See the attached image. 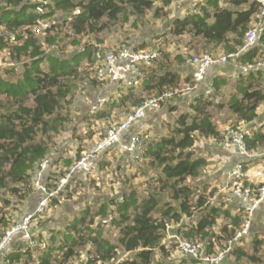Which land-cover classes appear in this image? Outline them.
<instances>
[{
	"label": "trees",
	"instance_id": "16d2710c",
	"mask_svg": "<svg viewBox=\"0 0 264 264\" xmlns=\"http://www.w3.org/2000/svg\"><path fill=\"white\" fill-rule=\"evenodd\" d=\"M127 3L131 5L133 14L151 7L149 0H44L40 4L45 7L46 12H37L38 3H30L27 0H0V48L5 47L6 41L14 43L10 55L14 60L21 61L22 65L15 81L0 77V93L7 97V104L0 102V190L9 193L10 197H15V204L26 205V201L34 192L36 171L49 154L53 137L50 133L52 135L58 133L65 119L58 114L60 103L72 98L75 82L86 73L81 60L84 57L89 60L94 53L93 43H86L81 50L66 57L53 52L44 53L42 42L33 36L36 35L32 32L35 20L48 17L47 21L50 22L56 19L55 23L45 31L50 32L61 24L66 25L73 36L77 37L86 34L88 30H93L103 17L115 19L119 13L124 12L123 6ZM195 8L194 11H189L181 17H175L168 26L169 32L173 36L187 34L191 37L190 40H199L209 51L211 48H216L217 53L224 52L225 55L237 53L244 44V35L250 28L251 22L263 20L264 27V18L258 16L260 4L255 0H206ZM76 9L80 12L73 14L71 20H67L66 16ZM57 13L60 16H57ZM104 27L105 25H102L99 29ZM11 35L14 36V40L10 39ZM45 41L51 44L54 39L46 38ZM53 47L52 45L51 49L54 50ZM143 47L145 44L141 43L130 49L139 50ZM152 49L158 51V56L153 62V64L157 62V65L152 64L145 70L142 67L143 75L140 83L125 87L123 95L117 100L109 99L107 103L105 101L106 107L102 106L97 115L107 117L110 114L109 107L119 106H126L124 112L127 113L130 106H134L130 110L132 111L145 99L158 96L163 91L180 89L184 84L194 86L188 91H175L172 97L161 101L162 107L175 96L196 91L189 103V111L179 112L168 126L166 133L146 138L138 148L139 157L132 159H142L143 166L139 168L140 172L152 171L149 181L154 191L148 192L139 200L133 191L124 192L117 198L110 199L109 204L101 203L94 211V216L107 217L109 207H114L112 209L115 215L111 223L117 230L116 242L104 237V230L100 224H95L94 228L89 227L94 221L93 218L85 220L86 215L91 212L84 209L80 211V217L73 218L60 234L51 230L48 240H41L40 234L35 242L33 240L23 242L20 238H15L14 244L0 250V264L4 261L7 264H16V262L65 264L75 257L77 247L84 244H91L94 247L95 257L90 258V262L111 260L113 264H155V254L158 252L161 253L162 258L170 255L166 250V243H172L170 248L177 247L180 250V240H186L207 253H216L212 240L215 234L212 231L220 216L224 220L218 230L223 232L224 236H217V240H222L223 237L225 242L232 241L233 245L238 238L236 234L241 230L243 222V202L240 210L234 214H230L226 208L223 209L222 204H210V194H205L204 186L198 181L207 165V159L203 155L196 154L193 146L197 135L205 139L221 138L222 130L214 121L210 108L217 110L226 108L229 112L227 118L229 126L224 130V134L222 133L221 145L223 146L227 129L233 128L244 132L245 147L249 152H264V122L258 125L256 121L258 115L260 116L258 109L263 107L264 111V69L253 67L248 71L237 69V75L232 81V90L226 99L217 102L214 96L222 92V87L229 84V80L223 74L208 76V70L210 67L226 64L225 61L209 66L202 80L196 84L192 75L186 74L187 76L183 78L181 73L167 64L171 57H175L178 64L183 65L186 61L183 59V54L176 50L170 52L163 48ZM258 59H264V36L256 46L240 52L235 57L234 63L241 64L240 68L244 65L254 66ZM90 81L96 84L95 80L90 79ZM201 86H204L202 93L198 92ZM158 109L149 108L142 117L148 110ZM241 121L246 123L244 127L239 125ZM137 136L140 140L143 137L138 134ZM234 150L240 154L237 148ZM81 151V147H77L75 157L63 156L59 170L53 169L50 172L45 170L43 184L48 188L54 187L59 178L65 175L75 159L80 156ZM103 153L98 156L96 162ZM240 156L239 161L243 162L245 170L248 165L256 162L251 159L252 157L245 158L242 154ZM79 173L69 178L59 194L50 199L44 212L37 217L42 216L46 209L57 206L60 203L59 197L63 193L68 192L66 198L72 195V191H68L69 183ZM244 184L256 189L260 182L255 184L248 182L246 177ZM164 195L167 196V201H162ZM0 201L4 204L11 203L7 198H1ZM185 217L193 220H190V223L184 222ZM0 222L4 231L8 222L5 220ZM14 223L15 220L12 225ZM173 224H175L173 241L163 242L168 226ZM249 231L250 227L247 233H250ZM81 232L87 237L84 238ZM56 233L60 237L55 238ZM230 238L233 240L228 241ZM251 238L250 250H258L264 238H259L257 234ZM202 240L206 241V246L200 243ZM238 243L231 245L226 254L237 260L246 257L256 261V256L249 255ZM119 251L128 255L119 257ZM165 264H201V262L183 253V258L177 263L169 260Z\"/></svg>",
	"mask_w": 264,
	"mask_h": 264
},
{
	"label": "rangeland",
	"instance_id": "374dc122",
	"mask_svg": "<svg viewBox=\"0 0 264 264\" xmlns=\"http://www.w3.org/2000/svg\"><path fill=\"white\" fill-rule=\"evenodd\" d=\"M27 1L34 4L38 3V6H36L37 12H46L45 7L41 5L44 0ZM149 1L151 2V7L144 9L137 14H133L131 12L132 7L129 5V3H127V5L123 6L124 12L119 13L115 19H107L103 17L100 23L96 24L93 30H88L86 34H82L77 37L73 36L66 25L61 24L56 26V28L50 32L45 31L47 29L46 28L40 33H33L36 34L33 36L42 42L44 53L53 52L63 57H66L75 51L81 50L86 43H93L94 45V53L91 57L92 59L90 58L91 61L90 59H85V57L82 59L83 61L81 60V62H83L82 64L84 69L86 68V73H83V77H85H82L83 79L80 78L79 81L75 82L76 85L72 88V98L67 100L65 99L60 103L58 114L65 117V119L60 125L58 133L53 135L50 133V136H53L51 138L49 149V157L51 162L59 152L68 153L74 156L77 152V147H81L82 151L88 149L98 139L104 136L107 128L121 123L127 113L131 112L130 110L134 107L130 106L127 110V113L124 112L126 106H119L117 108L112 107L110 108V115L101 118L95 117L96 113L92 112L90 109V105L95 99L103 97L107 103L109 102V99L112 101L111 96L115 98L114 100H117L118 97H121L120 95H123L125 90V86L115 83L110 84L109 88H107L106 85L109 83L108 79L99 81L95 78L94 67L97 63L102 64L104 54L107 51L116 50L118 48L137 47L141 43H144L145 47H143V49H152L157 47L168 49L170 52H174L176 50L178 53L183 54L184 60L190 56L201 55L204 53H208L213 57L215 56L218 58L225 55L224 52L217 53L218 51H216V48H211V51L207 50V47L203 46L199 40L192 41L190 40L191 37L187 34L173 36L169 32L168 26L175 17H181L189 11H194V9H196V5L205 3L206 0H168L167 3L166 0ZM55 16L53 18H55ZM57 16H60L59 13H57ZM47 18L40 19L47 20ZM102 25H105V27L99 29V27ZM46 38L54 39V42L48 44V42L45 41ZM189 40L190 42H193L194 45L188 42ZM52 45L54 46V50L51 49ZM13 46L14 43L6 41L5 47L0 48V77H3L4 80L9 81H15V79H17V74L21 71L22 66L21 61L14 60L10 55V49H12ZM173 54L176 55L177 53ZM167 64L170 65L173 70L181 73L183 78L187 76L186 68H183L182 63L179 65L175 57H171ZM153 65H157V62H155ZM235 66L238 65L235 64ZM44 68H46L45 65ZM225 77L227 80H229V84L223 86L222 92L217 96H214V100L217 102L222 99H226L229 92L232 90V81L234 80L235 76ZM90 79L95 80L96 84L92 83ZM203 85L207 86L206 83H203ZM184 86L185 84L182 85L180 89H175V91H183L185 88ZM6 98L7 97H5L4 94L0 93V102L7 104ZM188 107L189 106L186 104L185 107L182 108L184 109L182 111H189ZM174 109H176V106ZM119 111L122 113L120 114ZM210 111L213 115L214 121L217 123V126H219V129L222 130V138L225 132L224 130L229 126L227 124L229 112L226 108L220 110L210 108ZM263 112L264 111L262 108L258 109V114H260V116L258 115V118L256 119L258 125L264 122L262 119L264 116ZM175 115L176 112H171L164 114L163 116L164 119L166 118L167 122H169V120H175L177 116ZM161 121H163V119ZM243 124L246 125L244 122ZM239 125L241 126L242 124ZM86 136L91 137L90 139H87L88 137ZM221 138L217 140L214 139L213 145H218L213 148L206 143L205 138L197 135L195 139L196 142L193 146L196 154L205 155L208 159H212V161L208 160L207 166L204 167L203 172L198 180L200 184L204 186L205 194H210V204H225L226 202H232L231 197L228 195L232 189L231 184L226 183L225 180L222 181L223 178L220 180L219 178L211 179L213 176L211 172V170H213L212 166L213 164H216L213 162V159L216 158L215 154H217H213L211 151L215 150L216 152L217 150L222 149ZM69 140L71 142H69ZM118 153L114 147L103 153L100 156L98 162L94 163L93 169L90 173L81 174V178H84L86 183L80 185L79 181L75 183L77 177L73 178L71 182L69 181L70 184L68 191H72V195L68 196L69 198H66L68 192L63 193V195L59 197L60 203L57 206L46 209L42 216L32 219L30 226V234L32 237L31 242L32 240L34 242L37 241L36 238L39 234L42 238L41 240H48L51 230L60 234V232H63L66 229L67 224L72 222L73 218H78L80 211L84 209H88L91 212L86 215L85 220H90L93 218L94 221V223L89 227L94 228L95 224H100L104 230V237L112 242H116L117 230L115 225L111 223V219L115 215L113 213L114 209H112L114 207H109L107 217H103L101 215L94 216V211L101 203L108 202L109 204L110 199L117 198L124 192H129L130 190L133 191L139 200L148 192L154 191L149 181L152 171L149 170V172L146 173L139 171V168L143 166L142 159L139 158L137 160H132L133 158L130 159L129 157L127 159L125 157L123 158L121 152ZM254 166L255 162L250 164L249 167ZM248 169L249 168L246 167V170ZM126 178H129V180L127 181ZM34 188L36 187L34 186ZM86 189H88L90 192L88 195L83 194L84 190ZM9 195V193H4V190H0V200L1 198H7L9 202L13 203L4 204L2 201H0V220H5L8 222V225L4 231H2L3 224L0 222V243L4 237V232L12 225L13 221L18 220V218L27 212L25 203L20 205L15 204L16 198L10 197ZM162 201H167L166 195L162 196ZM230 210V214L236 212L234 209ZM239 210L240 207L237 211ZM57 211L59 213L58 217L54 219V214ZM245 218H247L246 213L243 211V222ZM183 219L184 222L189 223L190 220H193L192 218L186 217ZM223 220V217L220 216L217 219L216 225L213 227L212 232L215 234L214 238H212L214 241V252L220 251L221 249L232 245V241L229 240H233V238L228 239V243L223 240V237H221L222 240H217V236H224L223 232L218 230V227L223 222ZM174 229L175 224L168 226V232L166 231L167 235L163 242H168V240L173 241L172 233ZM58 233H56L57 236L55 234V238L60 237ZM80 234H82L84 238L87 237L84 232H81ZM261 234L262 236L260 238L264 237V233ZM197 240L200 241L199 239ZM238 242L242 244L244 249H249V255L251 254L254 257L256 256L255 258L257 259L256 261H252L244 257L237 260L232 256H228L227 264H260L264 261V241L258 250H250L252 239L245 241V237L242 236L238 237L234 241L235 245ZM200 243L203 246H206L205 240H202ZM11 244L14 243L11 242L9 245ZM170 244L172 243L165 244L167 246L166 250H168L170 255L168 257L162 258L161 253L158 252L155 254V264H162L161 262L165 264L169 260L177 263L183 258V253L177 247L170 248ZM76 250L78 251L75 257L68 260L65 264H113V261L111 260H98L96 262H90V258L95 257L94 247L91 244L80 245ZM123 255L126 256L128 253L123 254L121 251L118 252L119 257H122ZM3 264H7V262L4 261ZM16 264L24 263L16 262Z\"/></svg>",
	"mask_w": 264,
	"mask_h": 264
},
{
	"label": "built area",
	"instance_id": "2783aa9c",
	"mask_svg": "<svg viewBox=\"0 0 264 264\" xmlns=\"http://www.w3.org/2000/svg\"><path fill=\"white\" fill-rule=\"evenodd\" d=\"M255 1L260 4L258 16L260 18H264V0ZM79 12L80 10L76 9L72 14L67 15L66 19L71 20L72 15L78 14ZM55 21L56 19L49 22L47 20L37 18L32 26V32L36 34L40 33L51 24H54ZM244 36V44L237 53H229L221 56L220 58H215L208 53L188 57L185 63L193 66L191 75L195 83L197 84L202 80L206 70L212 64L235 59L240 52L256 46L264 36L263 20L255 21L254 25L245 32ZM10 39L14 40V36L11 35ZM157 56L158 51L156 49L142 48L139 50H132L130 48H118L116 50H109L104 54L102 64L97 63L95 65V78L99 81L105 79L115 80L122 82L126 86L138 85L142 80V67L145 70L146 67L151 66ZM252 67L264 69V59H258L254 66L244 65L241 67V70L248 71ZM184 87L183 91H188L194 86L185 84ZM174 94L175 90H166L158 96H152L151 99L127 113L121 123L107 128L104 136L98 139L91 147L83 150L80 156L76 158L73 164L68 168L65 175L59 178L55 186L52 188H48L42 183L43 175L49 165V160L45 158L37 169L34 179V186L42 192V197L36 207L18 218L9 230L6 231L2 242L0 243V250L13 242L15 238H20L23 242L31 241L30 224L32 219L44 212L45 207L50 202V199L59 194L68 182L69 178L79 172L83 174L90 173L98 156L119 142L121 137L131 127V125L142 117L145 110L149 108H160L161 101L172 97ZM102 102H104V99H101L99 103ZM140 145L141 142L138 136L132 135L129 138L128 144L125 145V150L132 158H138V148ZM223 146L226 149L237 148L240 154H242L245 158L252 157V152H249L245 147L244 132L241 130L239 131L233 128L227 129ZM254 174L255 176L261 178L259 181L260 184L256 189H251L249 185L244 184V179L247 177V171L245 170L242 161L236 162L233 168H231L227 173V183L231 184L233 195L242 200L244 211L247 214V218L245 219L241 230L237 232L236 237H240L247 233L253 217V211L264 199V167L257 168L254 171ZM179 248L181 252L199 259L201 264H222L226 253L229 251V247H226L216 253H207L186 240L179 241Z\"/></svg>",
	"mask_w": 264,
	"mask_h": 264
},
{
	"label": "crops",
	"instance_id": "0c3cea01",
	"mask_svg": "<svg viewBox=\"0 0 264 264\" xmlns=\"http://www.w3.org/2000/svg\"><path fill=\"white\" fill-rule=\"evenodd\" d=\"M255 21L251 22V26L252 27L254 25ZM234 59L232 60H228L224 63V65H218V66H213L210 67L208 70V76H213L216 73L217 74H223L226 76H235L236 77V70H240V66L241 64H239L238 66H235L234 63ZM183 68H186L187 74L191 75V71L193 69V66L184 63L183 64ZM235 72V73H234ZM207 78V77H206ZM121 84L125 87H127L126 85H124L122 82H118L115 80H109V83L107 86V88H109L110 84ZM204 86H201V89L198 90V92L203 91ZM126 89V88H125ZM195 92L189 93V94H183L180 95L178 97H174L168 104L164 105L163 107L159 108L158 110H148L145 115L138 121L134 122L131 127L124 133V135L121 137V139L119 140V142H117L114 146L116 152H121V154L123 155V158H130V156L128 155V153L125 150V145L128 144L129 142V138L132 135H141L143 136L142 139L140 140L141 144L142 142L145 141L146 138H150L153 136H156L160 133H166L168 126L173 122V120H169V122H167V119H164V114L167 113H171V112H176V115L181 112L183 107H185V105L187 104L189 106V103L191 101V99H193V97L195 96ZM121 96V95H120ZM103 97H99L97 99H95L91 105H90V109L92 110V112H95L96 115L95 117H98L97 113L98 111H100V109L102 108V106H105L104 103L100 104V100ZM111 99L114 101V97L111 96ZM176 106V109H174V107ZM106 107V106H105ZM112 108V107H109ZM117 108V107H114ZM263 109V107H261ZM162 109V110H161ZM161 110V111H160ZM110 112V111H109ZM120 112V111H119ZM122 112H120L121 114ZM110 115V114H109ZM175 115V116H176ZM101 118V117H99ZM163 119V121H161ZM262 119L264 120V116L262 117ZM239 124H242L241 127H244L245 124H243V122L241 121ZM227 125V124H226ZM225 128V127H224ZM88 137L87 139H90L91 136H86ZM94 138V137H93ZM71 140V139H70ZM69 140V142H71ZM208 140V142H207ZM214 139L212 138H207L206 139V143L208 145H210L211 147L215 148L216 145H213ZM221 148L223 149H219L215 152L211 151L213 154L216 155V158L213 159V162H215L216 164H213V170H211L212 172V178L211 179H215V178H219L227 183V173L228 171L233 168L235 162L239 161L241 159L240 154L234 150V148L231 149H226L221 145ZM124 149V150H123ZM59 151V150H58ZM82 152V151H81ZM119 154V153H118ZM63 156H72L75 157L76 154L73 156L71 154L68 153H58L56 155V157L53 159V161L51 162V159L49 157V154L46 156V159L49 160V165L46 169V171L50 172L56 170V169H60L61 168V158ZM205 156V155H203ZM209 161H212V159H208L207 156H205ZM131 159V158H130ZM252 160H256L255 162V166L254 167H249L250 165H248V170H247V179L248 182H252V183H257L260 181L261 178L255 176L254 171L259 168V167H263L264 166V152L261 151H256V152H252ZM56 161H58V163H56ZM219 165H218V163ZM207 166V165H206ZM75 177V176H74ZM210 177V176H209ZM79 181V185L80 184H84L86 183V181L84 180V178H81V174L79 173L77 175V180H75V183ZM70 184V183H69ZM90 192L88 191V189L84 190L83 194L88 195ZM228 195L231 197L232 202H226L225 204H222V208H226L228 211L231 212L230 209H234V213H237L238 208L242 206V201L238 198L235 197L232 193V190L228 193ZM42 197V192L38 189L35 188L34 192L32 193V195L29 197V199L26 201V208H27V212L31 211L34 207L37 206L39 200ZM217 205H221V204H217ZM52 208V207H50ZM230 208V209H229ZM233 213V214H234ZM58 211L54 214V219H56L58 217ZM17 220H15L16 222ZM251 228H250V233H245L243 234V237H245V241L252 239L251 237L255 234H257V236L260 238L262 236L261 233H264V199L262 202H260L258 204V206L255 208V210L253 211V217L251 220ZM264 236V235H263ZM264 238V237H262ZM235 245V243H233ZM239 245L242 246V244L239 242ZM232 245V246H234ZM251 245V244H250ZM230 247V246H228ZM247 252H249V249H245ZM230 255L225 256V258L222 261V264H227V258ZM263 262H261L260 264H262Z\"/></svg>",
	"mask_w": 264,
	"mask_h": 264
},
{
	"label": "bare ground",
	"instance_id": "6f19581e",
	"mask_svg": "<svg viewBox=\"0 0 264 264\" xmlns=\"http://www.w3.org/2000/svg\"><path fill=\"white\" fill-rule=\"evenodd\" d=\"M149 99H151V98H149ZM149 99L145 100L144 102L148 101ZM144 102H143V103H144ZM143 103H142V104H143ZM140 105H141V104H140ZM140 105H139V106H140ZM42 183H43V182H42ZM37 189H38V188H37Z\"/></svg>",
	"mask_w": 264,
	"mask_h": 264
},
{
	"label": "clouds",
	"instance_id": "9594fccd",
	"mask_svg": "<svg viewBox=\"0 0 264 264\" xmlns=\"http://www.w3.org/2000/svg\"><path fill=\"white\" fill-rule=\"evenodd\" d=\"M128 87V86H127ZM103 99V98H102ZM106 100L104 99V102H105ZM104 102H102V103H104Z\"/></svg>",
	"mask_w": 264,
	"mask_h": 264
}]
</instances>
